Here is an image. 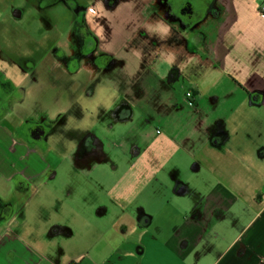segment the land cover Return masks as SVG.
I'll return each instance as SVG.
<instances>
[{"label": "crops", "instance_id": "0c3cea01", "mask_svg": "<svg viewBox=\"0 0 264 264\" xmlns=\"http://www.w3.org/2000/svg\"><path fill=\"white\" fill-rule=\"evenodd\" d=\"M111 1L101 0L103 18L89 5L90 33L67 32L61 53L34 71L64 113L81 83L99 79L88 94L117 93L139 122L114 144L122 170L94 138L71 148L74 177L102 173L90 182L96 214L84 218L73 197L71 229L81 221L105 243L75 247L66 264H264L262 0ZM123 109L117 125L127 123ZM25 112L15 109L23 121ZM12 142L23 150L0 151L5 181L38 178L59 161ZM36 254L12 220L0 223V264H38Z\"/></svg>", "mask_w": 264, "mask_h": 264}, {"label": "rangeland", "instance_id": "374dc122", "mask_svg": "<svg viewBox=\"0 0 264 264\" xmlns=\"http://www.w3.org/2000/svg\"><path fill=\"white\" fill-rule=\"evenodd\" d=\"M146 1L156 6L159 2L142 0V4ZM100 3L101 0H0V151H14V148L22 151L23 147L16 148L12 142L17 140L41 156L51 153L59 157L58 163L49 165L38 178L25 182L17 174L8 181L0 178V223L12 220L14 233L36 249L38 264H66L75 247L93 242L104 246L105 238L98 234L91 236L81 221L71 229L73 197L79 199L77 207L84 218L89 212L96 214L100 205L94 204L97 193L90 189V182L102 179V173L74 177L77 162L70 151L77 144L76 151H84L82 138L86 136L90 141L94 138L101 144L106 158L113 159L107 165L115 164L122 170L128 162L118 152L122 148L114 144L121 134L139 124L132 108L123 109L127 104L117 93L111 99V93L107 95L100 89L88 94L90 88L97 87L99 79L81 83L79 91L84 89L83 93L71 99L65 113L62 111L65 103L59 100L50 83L35 79L61 53L58 44L65 40L67 32H72L73 40L77 38V27L88 32L85 23L91 16L96 17L87 12L89 5H95L97 17L105 16ZM71 11H74L72 16ZM71 19L72 25L67 23ZM23 97L26 102H22ZM15 109L26 111L22 115L24 121L16 116ZM122 109L127 123L117 125L115 117ZM10 126L14 130L12 141L7 136Z\"/></svg>", "mask_w": 264, "mask_h": 264}, {"label": "built area", "instance_id": "2783aa9c", "mask_svg": "<svg viewBox=\"0 0 264 264\" xmlns=\"http://www.w3.org/2000/svg\"><path fill=\"white\" fill-rule=\"evenodd\" d=\"M147 2H148V1H146V4H148ZM151 4H153V3H151ZM88 11L93 12V8H92V7H89V8H88ZM259 11H260V13H262V15H264V0H262V3H261V5H260V7H259ZM186 96L189 97V96H190V93L187 92V93H186Z\"/></svg>", "mask_w": 264, "mask_h": 264}, {"label": "flooded vegetation", "instance_id": "af4514ba", "mask_svg": "<svg viewBox=\"0 0 264 264\" xmlns=\"http://www.w3.org/2000/svg\"><path fill=\"white\" fill-rule=\"evenodd\" d=\"M31 133H32V130H31Z\"/></svg>", "mask_w": 264, "mask_h": 264}]
</instances>
